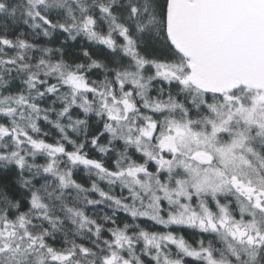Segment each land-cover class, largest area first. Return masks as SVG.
Returning a JSON list of instances; mask_svg holds the SVG:
<instances>
[{
	"label": "snow or ice",
	"instance_id": "6c2138e0",
	"mask_svg": "<svg viewBox=\"0 0 264 264\" xmlns=\"http://www.w3.org/2000/svg\"><path fill=\"white\" fill-rule=\"evenodd\" d=\"M0 264H264V0H0Z\"/></svg>",
	"mask_w": 264,
	"mask_h": 264
}]
</instances>
